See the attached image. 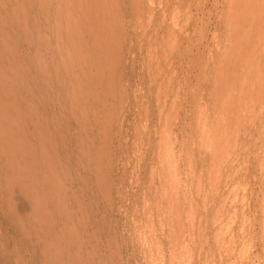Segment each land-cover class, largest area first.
<instances>
[{
  "label": "rangeland",
  "instance_id": "1",
  "mask_svg": "<svg viewBox=\"0 0 264 264\" xmlns=\"http://www.w3.org/2000/svg\"><path fill=\"white\" fill-rule=\"evenodd\" d=\"M0 264H264V0H0Z\"/></svg>",
  "mask_w": 264,
  "mask_h": 264
},
{
  "label": "bare ground",
  "instance_id": "2",
  "mask_svg": "<svg viewBox=\"0 0 264 264\" xmlns=\"http://www.w3.org/2000/svg\"><path fill=\"white\" fill-rule=\"evenodd\" d=\"M1 76H2V75H1ZM4 78H6V77H4ZM2 79H3V78H2ZM7 79H8V77H7ZM4 80H5V79H4ZM10 82H11V81H10ZM7 84H8V83H7ZM31 183H34V182H31ZM43 183H46V182H43ZM48 183H49V182H48ZM29 185H32V184H29V183H28V186H29ZM45 186H47V185L45 184ZM48 187H50V184L48 185Z\"/></svg>",
  "mask_w": 264,
  "mask_h": 264
}]
</instances>
